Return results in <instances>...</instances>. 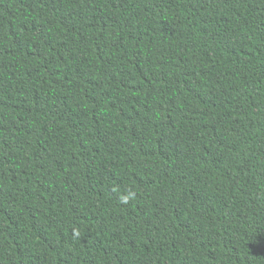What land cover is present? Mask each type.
Here are the masks:
<instances>
[{
    "label": "trees",
    "instance_id": "obj_1",
    "mask_svg": "<svg viewBox=\"0 0 264 264\" xmlns=\"http://www.w3.org/2000/svg\"><path fill=\"white\" fill-rule=\"evenodd\" d=\"M0 264H264V0H0Z\"/></svg>",
    "mask_w": 264,
    "mask_h": 264
}]
</instances>
